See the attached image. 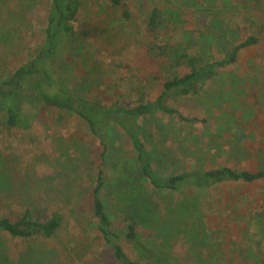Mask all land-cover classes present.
<instances>
[{"label": "rangeland", "instance_id": "1", "mask_svg": "<svg viewBox=\"0 0 264 264\" xmlns=\"http://www.w3.org/2000/svg\"><path fill=\"white\" fill-rule=\"evenodd\" d=\"M124 2L129 18L109 0H81L76 27L98 23L105 30L88 39L75 37L69 54L57 56L58 77L70 90L104 103L128 97L138 85L153 97L161 85L159 60L147 54L153 38L146 19L154 6L162 10L160 38L207 59L221 57L223 47L248 35L258 36L259 42L243 50L200 95L174 103L203 121L156 115L140 122L151 164L161 175L225 166L264 169V0ZM48 7L49 0H0V81L37 54ZM7 30L13 34L9 46L2 41ZM106 135L103 161L99 141L70 111L47 106L37 111L29 129L0 127V218L17 219L26 207L64 216L50 238L0 231V264H118L92 215L91 192L100 168L108 174L102 198L115 243L130 258L143 264H264V179L208 187L188 181L176 190L146 187L138 195L150 204L152 222L144 223L119 194L129 185L117 182L121 164L132 157L127 137L112 124ZM184 202L187 212L176 214ZM132 222L138 244L125 237V224Z\"/></svg>", "mask_w": 264, "mask_h": 264}, {"label": "trees", "instance_id": "2", "mask_svg": "<svg viewBox=\"0 0 264 264\" xmlns=\"http://www.w3.org/2000/svg\"><path fill=\"white\" fill-rule=\"evenodd\" d=\"M109 2L112 7L122 8L124 17H130L124 0H109ZM80 6L81 0H49L42 31V45L37 49V54L30 61L14 67L11 74L0 81L2 129L6 132L14 128L29 129L37 111L47 106L70 111L86 124L90 134L99 141L102 146L99 156L105 161L108 150L106 128L111 124L119 128L126 135L132 152L131 160L125 159L120 166L119 175L122 180L117 179V182L127 181L128 190L119 194L124 201H131L129 204L131 214L137 213L136 217L141 215L144 223L152 222L148 217L151 212V207H148L150 204L138 195L144 193L146 187L153 190H176L182 183L188 181H192L196 187H208L228 181L252 183L264 179V169H236L228 166L214 170H189L168 176L161 175L151 164L149 150L141 135L140 122L156 115L168 116L185 123L203 121L195 116L188 117V114L174 103H177L178 99L200 95L222 70L237 62L243 50L259 42L258 36L248 35L234 46L228 47L229 49L227 46L223 47L227 50L221 57L207 59L200 52L191 53L184 46L161 39L159 35L162 10L154 6L146 19V30L153 38L147 43V54L159 60L156 64L161 72L160 89L151 97L150 92L141 90L142 87L138 85L135 88L136 92L129 94L128 97L119 96L117 100L104 103L101 98L82 96L70 90L56 72L57 56L62 57L64 52L69 54L68 46L75 37L88 39L96 37L105 30L98 23H85L76 27ZM213 18L219 19L218 16ZM215 23V20H212V24ZM12 39L13 34L10 30L2 35L5 46L11 45ZM62 64L65 65L66 62L63 61ZM134 95L136 98L133 100ZM119 98L126 100L123 102ZM133 171L139 176V181L135 178L138 183L135 182ZM107 179V171L103 168L98 169L91 192V209L97 222L96 228L105 243L112 247L113 257L118 264H143L140 259L130 258L124 248L119 243H115L117 236L111 229V220L102 198V191L107 187ZM141 199L144 201L143 204H140ZM187 207L189 205L186 202L178 205L176 214H185ZM43 211V208L26 207L17 219L1 217L0 231L12 237L25 239L50 238L61 227L64 216L60 211H53L44 216ZM260 222L264 223V208L260 212ZM125 232L127 240L138 244L139 236L133 222L125 224Z\"/></svg>", "mask_w": 264, "mask_h": 264}]
</instances>
